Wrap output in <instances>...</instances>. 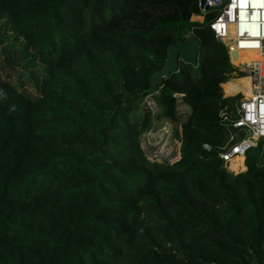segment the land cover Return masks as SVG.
<instances>
[{
	"label": "trees",
	"instance_id": "16d2710c",
	"mask_svg": "<svg viewBox=\"0 0 264 264\" xmlns=\"http://www.w3.org/2000/svg\"><path fill=\"white\" fill-rule=\"evenodd\" d=\"M183 11L197 15L196 0H0L45 64L37 96L0 73V264H264V145L236 174L219 157L241 72L211 15ZM185 27L197 60L149 92ZM150 95L158 119L187 114L176 161L140 146Z\"/></svg>",
	"mask_w": 264,
	"mask_h": 264
},
{
	"label": "built area",
	"instance_id": "2783aa9c",
	"mask_svg": "<svg viewBox=\"0 0 264 264\" xmlns=\"http://www.w3.org/2000/svg\"><path fill=\"white\" fill-rule=\"evenodd\" d=\"M196 7L198 21L211 15L208 26L214 38L226 47L231 65L250 79L252 95L245 97L239 91L235 93L240 97L234 110L225 105L219 111L221 121L230 128L229 142L233 141L221 148L219 157L223 163L238 156L244 159L246 151L264 139V0H196ZM241 51H256L260 59L233 62L231 53ZM232 112L236 118L231 117ZM235 130L242 134L236 141L232 133ZM202 148L210 151L207 143Z\"/></svg>",
	"mask_w": 264,
	"mask_h": 264
},
{
	"label": "rangeland",
	"instance_id": "374dc122",
	"mask_svg": "<svg viewBox=\"0 0 264 264\" xmlns=\"http://www.w3.org/2000/svg\"><path fill=\"white\" fill-rule=\"evenodd\" d=\"M197 19L198 17L195 15L190 18V20ZM190 31L191 29L187 27L183 30L185 35ZM24 43L25 37L14 28L12 17L7 13L0 12V73L14 83H17L19 89L23 92L32 96H37L39 94L40 82L45 77L42 71L43 68H45V64L32 56L30 52L31 47L23 48ZM5 63H9L10 66L13 67V71H9ZM196 67L197 65L195 68H192V72H197ZM241 74L242 73L233 72L229 79L238 81L241 79L238 77ZM228 87L230 91H236L233 84H230ZM177 96L180 97L181 95ZM178 101V110L181 113L186 111V107L180 102V99ZM142 107L143 109H150L152 111L153 126L139 137L141 148L146 152L150 160L161 161L165 159L171 162L176 161L180 156V143L174 137V130H180V123L187 118V114L183 115L180 121L177 122L168 117L158 119L155 116L158 107L151 95L145 98ZM260 142L264 145V139L258 141V144H260ZM223 165L228 171L235 174L245 170L242 156L228 163H223Z\"/></svg>",
	"mask_w": 264,
	"mask_h": 264
},
{
	"label": "water",
	"instance_id": "95a60500",
	"mask_svg": "<svg viewBox=\"0 0 264 264\" xmlns=\"http://www.w3.org/2000/svg\"><path fill=\"white\" fill-rule=\"evenodd\" d=\"M203 0H201L202 2ZM182 14L189 21L191 13L183 11ZM167 57L164 60L163 67L151 76V84L148 89L152 92L162 82L164 78H167L171 73L177 71L180 62L194 63L200 52V41L196 35L191 31L184 36L183 41H179L175 44H171L167 47ZM232 60L236 59V53L232 52Z\"/></svg>",
	"mask_w": 264,
	"mask_h": 264
},
{
	"label": "bare ground",
	"instance_id": "6f19581e",
	"mask_svg": "<svg viewBox=\"0 0 264 264\" xmlns=\"http://www.w3.org/2000/svg\"><path fill=\"white\" fill-rule=\"evenodd\" d=\"M198 19H200V18L198 17ZM258 59H260V57L256 51H241V52H238V54L236 55V59H234L233 62H235V63L250 62V61L258 60ZM240 78H241L240 80H238V81L236 80V81L240 82L243 85V92H242V90H241V92L243 93V95H245V97H250L252 95L250 79L248 77H245V76H241ZM229 80L230 79H228V81ZM224 93H226L225 89H224ZM248 142L254 143L253 140H250ZM235 158H237V157H234L232 160H234Z\"/></svg>",
	"mask_w": 264,
	"mask_h": 264
},
{
	"label": "crops",
	"instance_id": "0c3cea01",
	"mask_svg": "<svg viewBox=\"0 0 264 264\" xmlns=\"http://www.w3.org/2000/svg\"><path fill=\"white\" fill-rule=\"evenodd\" d=\"M196 16V15H195Z\"/></svg>",
	"mask_w": 264,
	"mask_h": 264
}]
</instances>
